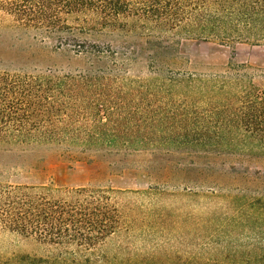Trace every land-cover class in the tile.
I'll return each mask as SVG.
<instances>
[{
  "label": "trees",
  "instance_id": "1",
  "mask_svg": "<svg viewBox=\"0 0 264 264\" xmlns=\"http://www.w3.org/2000/svg\"><path fill=\"white\" fill-rule=\"evenodd\" d=\"M0 28L12 42L0 51V233L49 248L0 264H264V172H235L236 192L215 189L221 157H264V69L164 67L181 37L264 45V0H0ZM24 39L71 46L89 61L43 67L13 50ZM142 60L145 76L135 70ZM40 147L84 162L157 156L173 165L168 181L180 174L209 187L183 195L220 198L231 214L195 249L169 252L156 240L175 229L154 198L177 193L2 179L6 157ZM232 231L247 242L237 246Z\"/></svg>",
  "mask_w": 264,
  "mask_h": 264
},
{
  "label": "rangeland",
  "instance_id": "2",
  "mask_svg": "<svg viewBox=\"0 0 264 264\" xmlns=\"http://www.w3.org/2000/svg\"><path fill=\"white\" fill-rule=\"evenodd\" d=\"M0 33L3 34L1 28ZM83 38L89 43L101 44L103 41L90 36ZM0 40L2 41H0V51H6L4 42L12 43L10 35ZM14 49H21L18 51L19 55L32 57L43 67L57 65L64 70H74L85 67L89 61L84 53L75 54V49L71 46L63 45L56 48L53 41L40 42L24 39ZM171 54V59L164 63V67L171 69L214 72L224 69L229 63L246 64L255 69H264L263 44H222L213 40L181 37L177 39ZM147 65L148 62L142 60L135 69L137 72L140 71L137 74L145 76ZM5 160L11 167L2 172V179L14 184L47 183L58 187L93 185L134 191H144L149 186H158L167 191H174L177 193L174 197L154 198L156 209L167 215L166 223L173 227L175 232L179 231V234L173 232L168 236L157 237L156 241L169 252L185 254L186 251L195 249L196 246L207 241L212 230L224 223L226 217L231 214L220 198L183 195V188L207 192L209 187L201 188L196 184L180 180L182 179L180 174L176 175L172 181H168L163 174L171 171L173 165L147 153H138L121 161L108 158L84 162L70 160L57 149L40 147L25 153L17 152L6 157ZM149 164L154 166L158 176L148 175L146 167ZM215 168L217 179L222 181L220 183H224L220 184V188L215 189L221 192H228V190L236 192L234 179L239 175L235 172L245 171L250 176L257 171L264 172V157L225 156L216 161ZM145 203L148 202L145 201ZM201 227H204L206 231L202 232ZM238 233L240 232L232 231L228 238L236 241L237 246L247 242L239 237ZM189 242L192 246H186ZM25 254L36 257L45 256L49 254V248L30 238L6 232L0 233V261Z\"/></svg>",
  "mask_w": 264,
  "mask_h": 264
}]
</instances>
